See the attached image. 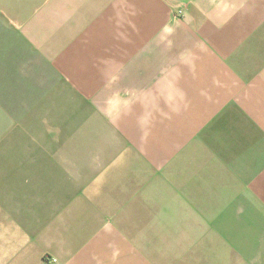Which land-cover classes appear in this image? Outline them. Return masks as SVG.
Segmentation results:
<instances>
[{"label":"crops","instance_id":"crops-1","mask_svg":"<svg viewBox=\"0 0 264 264\" xmlns=\"http://www.w3.org/2000/svg\"><path fill=\"white\" fill-rule=\"evenodd\" d=\"M0 264H264V0H0Z\"/></svg>","mask_w":264,"mask_h":264}]
</instances>
